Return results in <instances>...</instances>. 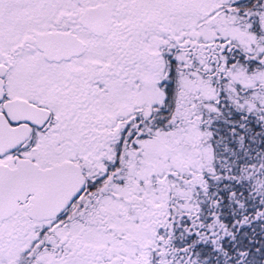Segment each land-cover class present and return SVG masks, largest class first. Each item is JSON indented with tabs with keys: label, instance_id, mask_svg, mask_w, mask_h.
<instances>
[{
	"label": "snow or ice",
	"instance_id": "1",
	"mask_svg": "<svg viewBox=\"0 0 264 264\" xmlns=\"http://www.w3.org/2000/svg\"><path fill=\"white\" fill-rule=\"evenodd\" d=\"M0 264H264V0H0Z\"/></svg>",
	"mask_w": 264,
	"mask_h": 264
}]
</instances>
